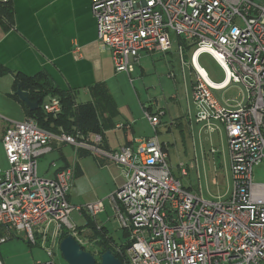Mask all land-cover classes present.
<instances>
[{
  "label": "built area",
  "instance_id": "built-area-1",
  "mask_svg": "<svg viewBox=\"0 0 264 264\" xmlns=\"http://www.w3.org/2000/svg\"><path fill=\"white\" fill-rule=\"evenodd\" d=\"M91 6L101 46L110 50L115 70L129 74L131 81L141 52L171 49L170 31L182 54L183 42L192 46L196 117L226 127L233 192L225 200H206L175 177L166 143L157 135L159 112L144 111L154 136L135 137L118 150L106 148L101 133L92 138L55 133L26 118L12 122L3 137L8 166L0 163V245L14 228L53 256L65 230L84 244L73 212L96 219L105 210L102 199L69 200L77 156L68 165L53 162V177L39 173V159L57 139L123 166L126 180L109 197L115 217L129 232L123 264H264V182L254 178L264 162V0H92ZM204 53L224 67L226 82L216 86L198 68L195 58ZM233 82L248 92L246 103L237 108L226 107L214 91ZM43 107L53 115L62 111L58 97ZM50 239L53 248L47 245Z\"/></svg>",
  "mask_w": 264,
  "mask_h": 264
},
{
  "label": "crops",
  "instance_id": "crops-1",
  "mask_svg": "<svg viewBox=\"0 0 264 264\" xmlns=\"http://www.w3.org/2000/svg\"><path fill=\"white\" fill-rule=\"evenodd\" d=\"M11 3L14 10L13 23H7L0 18V64L8 70L0 75V163L3 167L8 166L3 146L6 129L12 122L25 120L29 116L26 103L15 93V76L18 72L30 76L46 72L57 86L70 91L77 103L92 100L91 86L95 83H104L117 104L116 111L107 116L110 120L103 134L106 148L118 150L135 137L149 138L156 134L153 127L152 133L150 123L149 130H144L138 124V117L141 116L132 105L125 101L119 102L117 92H119L121 82L126 77L131 81V78L129 74L115 70L110 50L101 46L98 39L97 20L92 12V0H11ZM171 49L154 52H169ZM199 57L195 58L198 68L204 71L203 73L214 85L218 86L227 81L226 79L215 82L210 79L207 70L198 63ZM211 57L214 59L213 56ZM214 61L225 71L220 63L215 59ZM171 77H175V74ZM229 86L215 89V94L217 90H225ZM232 100L227 99L226 102L230 103ZM192 105L196 106L193 93L189 101V111ZM149 107L154 114L158 112L161 114L162 122L163 113L160 109L154 110L152 105H141L143 112ZM196 120L203 122L197 117ZM207 123L211 130H216L220 127L218 124H221L218 120ZM176 125L183 130L181 121L178 120ZM92 135H90L91 138ZM52 146V151L39 159V173L45 177L55 175L56 168L53 162H56L58 166L68 165L72 154L74 153L75 158L76 156L78 158L80 156L78 151H80L81 157L94 155L101 169L109 173L112 186L108 187L107 192L112 193L126 180L125 170L118 164L117 166L122 170H113L110 163L115 162L100 154H94L84 147L76 148L74 145L57 139H53ZM83 174L84 170L78 164L75 179ZM71 190L69 192L71 203H83L80 199L73 198ZM97 199H99L98 196L86 200L94 202ZM112 209L110 204L105 203V210L99 216L109 215L110 211L113 212ZM77 215L86 220L83 225H79L80 222L74 220L77 232L80 235L85 232L87 236L91 227L86 225V215H80L78 212ZM110 217L108 216V220ZM94 221L98 227L105 226L108 235L113 237L106 224L99 221V217ZM10 231L12 234L10 239L0 245V264H35L36 261L41 260L43 247L40 244L29 243L24 232L20 230L12 228ZM120 241L122 239L118 242Z\"/></svg>",
  "mask_w": 264,
  "mask_h": 264
},
{
  "label": "rangeland",
  "instance_id": "rangeland-1",
  "mask_svg": "<svg viewBox=\"0 0 264 264\" xmlns=\"http://www.w3.org/2000/svg\"><path fill=\"white\" fill-rule=\"evenodd\" d=\"M170 36L172 49L169 52H141L140 63L132 73L133 81L126 77L121 82L117 97L120 103L128 102L136 109L141 116L138 117V124L144 130H149L150 122L144 116L141 105H152L154 110L160 109L163 115L161 124L157 126V134L160 141L166 143L168 162L175 177L193 194L206 200H225L234 189L226 127L219 123V128L211 130L207 122L196 120V106L192 105L190 111L188 110L192 85L196 80V72L192 68L193 50L185 51L182 55L176 33L170 31ZM197 61L207 70L213 81L221 82L227 79L226 72L209 53L203 54ZM172 73L175 77L170 76ZM216 95L222 103L231 108L244 105L248 99L245 86L234 82L225 90H217ZM227 99L233 100L228 103ZM178 120L182 122L183 130L176 125ZM74 161L73 153L70 163ZM76 161L84 170V174L75 179L71 190L73 198L89 203L86 199L98 196L97 200L104 199L105 203L112 206L109 197L116 189L112 193L107 192L108 187L112 186L109 173L101 169L94 155L79 156ZM110 165L113 166V170L121 169L117 163ZM254 175L257 182H264V162L256 167ZM106 193L108 194L104 195ZM108 216H111L109 220ZM98 217L101 223L106 224L115 240H124L123 229L114 215V210L110 211L109 215ZM71 218L80 222L79 225L86 222L85 218L77 215V212H73ZM68 232L73 234L71 230ZM84 233L78 236L84 243L82 247L92 253L97 252L95 244L99 237L95 236L100 233L92 228L88 233L90 236ZM47 245L53 248L52 239ZM53 249L54 255L49 256L43 248L41 260L54 259L58 264H69L56 243ZM96 257L98 260L101 258L99 255Z\"/></svg>",
  "mask_w": 264,
  "mask_h": 264
},
{
  "label": "trees",
  "instance_id": "trees-1",
  "mask_svg": "<svg viewBox=\"0 0 264 264\" xmlns=\"http://www.w3.org/2000/svg\"><path fill=\"white\" fill-rule=\"evenodd\" d=\"M0 18L7 23H13L14 10L11 0L8 2L0 1ZM183 44L184 53L193 50L189 43L183 42ZM6 72L8 70L0 64V75ZM18 86L29 92L32 101H39L40 104L36 110L27 108L28 118L36 119L41 127L55 133L79 134L83 138H88L95 133L103 135L104 130L108 127L107 122L110 120L107 117L108 114L117 109L116 101L104 83L93 84L91 86L93 99L81 103H77L75 96L70 91L57 86L46 72H40L32 76L20 72L16 73L14 85L16 90ZM51 97H58L61 100L62 111L57 115L47 113L44 110V103ZM147 110L152 112L150 107ZM165 150L168 151L166 147ZM78 154L81 156L80 151H78ZM85 215L87 218L86 225H89L98 234L100 233V236H95L96 238L99 237V240L95 244L97 252L93 254L101 256L106 250H111L116 257L124 262L125 250L131 243L129 232L123 229L124 240L118 242L114 237L108 235L105 226L98 228L94 219L88 214ZM68 235L69 232L65 230L61 239Z\"/></svg>",
  "mask_w": 264,
  "mask_h": 264
},
{
  "label": "water",
  "instance_id": "water-1",
  "mask_svg": "<svg viewBox=\"0 0 264 264\" xmlns=\"http://www.w3.org/2000/svg\"><path fill=\"white\" fill-rule=\"evenodd\" d=\"M27 107L36 110L40 104L39 101H32L29 92L18 86L15 92ZM120 167H123L119 165ZM61 252L69 264H123L122 261L115 256L111 250H106L100 257L98 262L96 256L85 250L78 240L71 234L63 238L60 242Z\"/></svg>",
  "mask_w": 264,
  "mask_h": 264
},
{
  "label": "bare ground",
  "instance_id": "bare-ground-1",
  "mask_svg": "<svg viewBox=\"0 0 264 264\" xmlns=\"http://www.w3.org/2000/svg\"><path fill=\"white\" fill-rule=\"evenodd\" d=\"M196 62V61H195ZM198 66V65H197ZM202 72H204V71H202Z\"/></svg>",
  "mask_w": 264,
  "mask_h": 264
}]
</instances>
